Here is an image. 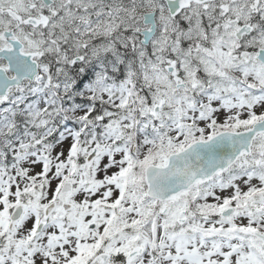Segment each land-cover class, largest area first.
Returning <instances> with one entry per match:
<instances>
[{"label":"snow or ice","instance_id":"obj_1","mask_svg":"<svg viewBox=\"0 0 264 264\" xmlns=\"http://www.w3.org/2000/svg\"><path fill=\"white\" fill-rule=\"evenodd\" d=\"M0 264H264V0H0Z\"/></svg>","mask_w":264,"mask_h":264}]
</instances>
